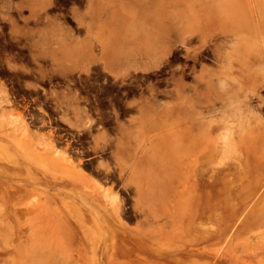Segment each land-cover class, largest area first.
<instances>
[{"label": "rangeland", "instance_id": "1", "mask_svg": "<svg viewBox=\"0 0 264 264\" xmlns=\"http://www.w3.org/2000/svg\"><path fill=\"white\" fill-rule=\"evenodd\" d=\"M125 2L124 32L139 36L122 51L86 28L99 0L0 4L9 48L36 43L32 28L43 26L98 41V61L72 84L45 82L68 78L55 72L63 52L57 63L30 51L20 66L6 62L26 82H0V264H264V89L239 82L249 71L264 85V61L233 69L239 99L226 107L207 104L199 81L214 78L212 96L223 85L214 75L241 43L233 32L258 37L241 53L264 51V0ZM147 51L151 68L119 73Z\"/></svg>", "mask_w": 264, "mask_h": 264}, {"label": "bare ground", "instance_id": "2", "mask_svg": "<svg viewBox=\"0 0 264 264\" xmlns=\"http://www.w3.org/2000/svg\"><path fill=\"white\" fill-rule=\"evenodd\" d=\"M118 1L119 0H99V3L95 7L90 6V11H89L90 12V15H89L90 21L87 22V24H86L87 25L86 28L88 31H90V28L93 27V25L95 27H97L98 30L101 32V34L107 37V43L112 44V45L117 44L119 42L118 39L119 38L121 39L122 33L124 34V38H126V36H129V37L139 36L137 33L130 34L128 29L124 32V26L123 25L126 22V20H128V18L132 15V12H131L130 8L125 7V5H126L125 0H120L119 2ZM129 3H130V1H129ZM28 4H29V2H28ZM31 11H32V13H35L33 8H31ZM146 13H147V11L145 9H143L142 14L146 15ZM86 28H84V29H86ZM144 28H145L144 30H146V31H144V33H142L140 36L147 37L150 34L148 32L149 25L148 26L144 25ZM222 34L224 36H226L227 33L223 32ZM232 37L236 40V42L241 41V43H239V44L235 43L234 46L231 48V50L227 51L224 54L225 64L223 66H221V68H223V70L218 72L220 74L214 75L215 78L216 77L217 78H220V77L226 78L225 81L223 80V85H221V87H219V89H217V90H214L215 89V87H214V89H212V92H213V96H212V95H210L207 88H209V86L211 85V82L214 78L212 76H210L207 83L204 81L203 76H200V78H199V81L201 83L205 84V87L203 89H204V93L206 95H204V94L203 95L205 96L204 99L207 102V104L213 105V103L216 100H218L222 104V107H226V103L228 100H230V98L239 99V96L236 95V93H235V96L231 95V90H233V85H231L230 83H227V77L230 74L235 73V70H233V69L237 66L240 68V66L243 65L248 70V69H252V67L257 65V64L258 65L261 64L264 61V51H261L260 49H258L256 53H254L252 51L253 54L247 53L251 56V57L247 56L248 58L245 56V55H247L245 53L247 50L245 48H244L245 50H242V51H245L244 52L245 55H244V53H241V50H240L241 46H243L244 44L247 45L248 48L252 49V46L257 43V41H256V39L258 38L257 36H253L251 33L249 34V32H247L246 35H242L239 32H233ZM200 42L203 43L204 38H201ZM158 43H161V42L159 41ZM255 46H253V47H255ZM159 47H161V49H162V46H159ZM263 47H264V45H263ZM156 53H158V52H156ZM145 55L147 57L151 56V59L153 61H155V52L151 53V52L147 51L145 53ZM162 57H163V55H162ZM258 75H260V74H258ZM245 76H246L245 78L242 76V80H240L239 82H241L243 85H248V89H250L249 90L250 92H254L259 88L261 89V87L264 89V85L261 84L263 82V80H262L263 77L260 78L262 76V74L260 76H257V75H253V73H249V71H248V74ZM229 88H231V90H229ZM239 89H240V86H239ZM201 98H203V97L198 96L197 102L199 105L202 104ZM4 99H5V103L9 102V101H7L8 99L7 100H6V98H4ZM184 99H185V101L187 100L186 98H184ZM229 104L231 105L230 101H229ZM170 108L171 107H168V109H170ZM19 117L21 120L22 118H21L20 114H19ZM216 122H217V120H216ZM22 126H23V129L25 130V132L29 131L28 126H27V124L24 123V121H22ZM26 137H27V135H26ZM44 139L45 138L43 137L41 142L42 141L44 142ZM41 144H43V143H41ZM46 144H48L50 147H54V144L51 142L50 139L48 142H46ZM45 145H43V146L45 148H47ZM54 155H56V153ZM57 156L58 155H56V158L59 159V156L58 157ZM65 158H67V156L66 157L64 156L62 159H65ZM69 161H71V160H69ZM72 162H73V160H72ZM68 164H69V162H68ZM137 260L139 261V259H137ZM140 261H142V260H140ZM123 264H127V263H123ZM139 264H144V263L139 262Z\"/></svg>", "mask_w": 264, "mask_h": 264}, {"label": "crops", "instance_id": "3", "mask_svg": "<svg viewBox=\"0 0 264 264\" xmlns=\"http://www.w3.org/2000/svg\"><path fill=\"white\" fill-rule=\"evenodd\" d=\"M2 3V0H0V4ZM2 7V6H0ZM2 9V8H0ZM0 21H2V11L0 10ZM3 23L0 22V29ZM33 30V40L36 41V43H33L31 46L24 45L27 47L28 51L30 52H37L38 58H47L52 59L57 63V60L60 58L61 52L64 53V60L63 64L60 62L55 66V72L56 73H64L68 74V77L70 76V80H73V74L75 72H81L90 69V67L94 66V63L98 60H93V56H95L94 53V45L95 43H98L96 39H93V37H90L89 33H78L77 30L73 29V27L68 28H62V27H54L51 26H43L39 27L37 29L32 28ZM9 33V29H7ZM23 36L30 35L29 32L22 33ZM95 36H98L97 34ZM9 38V34H8ZM132 38V39H131ZM131 38H121L117 43L120 44L119 48L121 51L123 49H127L129 45H131L133 42L137 41L136 36H132ZM13 40L11 37L9 40ZM144 58L132 59L127 60L124 63H122L120 60V63L116 67L120 68L119 73H129L134 69H147L152 67V61L147 58L146 55H144ZM104 65V64H103ZM109 66H113L114 64H111ZM152 111L148 109H142V111L137 115L138 119L140 121H150L152 116Z\"/></svg>", "mask_w": 264, "mask_h": 264}, {"label": "flooded vegetation", "instance_id": "4", "mask_svg": "<svg viewBox=\"0 0 264 264\" xmlns=\"http://www.w3.org/2000/svg\"><path fill=\"white\" fill-rule=\"evenodd\" d=\"M8 31L7 29H4V27H1L0 29V82L5 83V84H14V83H19V82H26L24 79H19V77H15L13 75H10L9 70H8V65H7V60L9 58H14L16 61V65L20 66L23 64L25 57L29 56V54L26 52L28 51L27 48H24V46H16V49L9 48V38H8ZM11 49V50H10ZM150 58V57H149ZM35 82V81H33ZM36 82H40V80H36ZM45 82L49 84H60V83H69L72 84L71 80L69 77H58L57 79H47ZM5 97H3L4 99ZM35 98H31L30 101H34ZM7 100V98H6ZM8 101V100H7ZM16 101H21V98H17ZM5 103V99L3 100ZM7 102L6 104H8ZM92 108L97 105L96 102H94V99L92 100Z\"/></svg>", "mask_w": 264, "mask_h": 264}]
</instances>
